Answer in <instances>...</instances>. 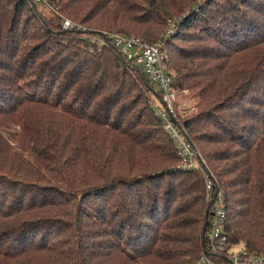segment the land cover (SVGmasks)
<instances>
[{
    "label": "trees",
    "instance_id": "trees-1",
    "mask_svg": "<svg viewBox=\"0 0 264 264\" xmlns=\"http://www.w3.org/2000/svg\"><path fill=\"white\" fill-rule=\"evenodd\" d=\"M173 20L176 126L224 192L228 249L264 254V0H0V264H197L203 170L181 166L150 79L84 37L154 45Z\"/></svg>",
    "mask_w": 264,
    "mask_h": 264
},
{
    "label": "built area",
    "instance_id": "built-area-1",
    "mask_svg": "<svg viewBox=\"0 0 264 264\" xmlns=\"http://www.w3.org/2000/svg\"><path fill=\"white\" fill-rule=\"evenodd\" d=\"M34 2L45 3L46 0H34ZM61 27L67 31H85L81 25L68 19L63 20ZM165 36L160 37L158 43L154 45L134 36L110 32L91 34L88 38L91 44L96 47L111 48L119 56L139 67L150 79L160 93L162 102L161 107L154 104V111L167 134L179 146L181 166L185 169L203 170L202 181L207 206V223L205 250L199 256L197 264H264V254L250 253L245 249L238 251L228 249V241L224 233L226 219L224 192L217 179L212 175H207L204 171L200 163L201 155L197 148L190 142L187 135L176 126L178 120L175 101L179 92L174 89L172 79L166 70V52L163 49L167 37Z\"/></svg>",
    "mask_w": 264,
    "mask_h": 264
},
{
    "label": "rangeland",
    "instance_id": "rangeland-1",
    "mask_svg": "<svg viewBox=\"0 0 264 264\" xmlns=\"http://www.w3.org/2000/svg\"><path fill=\"white\" fill-rule=\"evenodd\" d=\"M41 12H42V14L44 15V17H46V18H50L51 17V14L47 11V10H43V9H41L40 10ZM180 20V19H179ZM177 21L178 20H173V21H171V22H169V24H168V27L167 28H165L162 32H161V34H160V37H163V36H167L168 38H170L171 36H174L176 33H177V31H178V23H177ZM79 25V24H78ZM83 28H84V30H85V32H88L89 31V28L87 27V26H82ZM103 31V30H102ZM90 34H93V33H90ZM165 36V37H166ZM84 37H88V35L87 34H85L84 35ZM166 37V38H167ZM165 38V39H166ZM175 43H177V42H175ZM92 49V48H91ZM27 79H29V78H27ZM24 81H26V79L25 80H23V82ZM23 82L21 81V82H17V86H20L21 88H23L24 87V84H23ZM179 93H181L180 94V96H179V99H178V101H175V109H176V111L178 112V115L179 116H181V117H185V116H188V115H190L191 113H192V110H191V108H190V102L187 100L188 99V93L187 92H179ZM146 95V94H145ZM179 95V94H178ZM147 96V95H146ZM191 102H195L194 101V99H192L191 100ZM181 123V122H180ZM195 146V145H194ZM195 148H197L196 146H195ZM197 150H198V148H197ZM199 151V150H198ZM199 153H200V155H201V159H203V156H202V154H201V152L199 151ZM200 159V163H201V165H206V163L204 162V160H201ZM92 220H93V218H91ZM103 231H105L106 230V227L105 226H99ZM235 251H237L238 250V248H236V249H234Z\"/></svg>",
    "mask_w": 264,
    "mask_h": 264
}]
</instances>
